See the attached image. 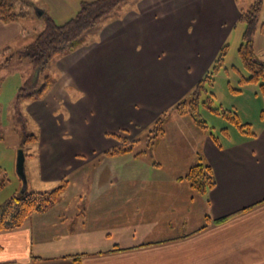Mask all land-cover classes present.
Returning a JSON list of instances; mask_svg holds the SVG:
<instances>
[{
  "label": "crops",
  "instance_id": "1",
  "mask_svg": "<svg viewBox=\"0 0 264 264\" xmlns=\"http://www.w3.org/2000/svg\"><path fill=\"white\" fill-rule=\"evenodd\" d=\"M42 2L49 13L62 0ZM238 17L236 0H136L56 59L55 82L25 109L39 127L37 181L66 183L50 208L0 231V264H264L262 99L245 122L254 135L177 113L149 152L105 154L111 135L141 134L194 87ZM27 33L0 20V50ZM203 44L211 57L195 70ZM198 158L216 181L203 195L180 179ZM28 179L5 197L35 191Z\"/></svg>",
  "mask_w": 264,
  "mask_h": 264
},
{
  "label": "trees",
  "instance_id": "2",
  "mask_svg": "<svg viewBox=\"0 0 264 264\" xmlns=\"http://www.w3.org/2000/svg\"><path fill=\"white\" fill-rule=\"evenodd\" d=\"M126 0H88L81 1L76 14L65 22L58 24L50 16H47L45 26L36 35L33 42L24 46V54L30 60L32 72L24 83L18 88L17 102L32 101L42 98L49 88L55 82V78L50 74V65L57 58L70 53L87 44L89 33L97 29L101 18L108 17L122 2ZM239 3V0H236ZM29 2L27 0H0V20L10 22L21 19L28 14ZM261 10V0H254L248 7L239 8L238 22L244 24L242 41L238 47V55L245 67L248 76H241L240 83H255L262 97L263 105L259 112V118L264 120V62L257 58L254 46L253 36L257 29L258 18ZM116 16V15H115ZM98 23V24H97ZM264 28V25L262 26ZM228 44L225 42L219 49L211 67L205 72L203 77L194 85L190 99L183 98L179 100L171 110L180 115L187 116L191 122L199 129H209L206 121L199 112L200 94L206 90V86H211L214 76L222 66L227 52ZM9 48L0 51V67L5 65L11 53ZM8 54H7V53ZM18 52V51H17ZM41 77V83L40 81ZM40 83V85H39ZM212 92L207 96V100L202 101L211 112L223 116L239 131L248 135H254L251 132L248 123H242L238 120L237 113L231 110H223L212 107L209 101L212 99ZM168 113H162L154 122V128L158 129L154 139L146 143L142 149L136 150L137 140L126 141L119 134H113L120 143L111 150L105 152L106 155H118L125 153L142 154L149 152L158 139L165 133V124ZM225 129V128H224ZM223 132H226L223 131ZM211 133V131H210ZM213 138V136H212ZM214 140V138H213ZM35 142L37 136L33 134L24 135L23 142ZM122 143V144H121ZM184 180L195 194L203 195L214 188L215 176L210 164L202 158L190 165L184 175L180 177ZM66 181L50 190L30 191L22 194H13L0 203V231L18 228L33 213L43 212L50 208L56 201L65 186ZM208 202V201H207ZM228 217H221L213 220L215 223H221ZM210 218L206 215V220ZM79 257L73 258L78 264Z\"/></svg>",
  "mask_w": 264,
  "mask_h": 264
},
{
  "label": "rangeland",
  "instance_id": "3",
  "mask_svg": "<svg viewBox=\"0 0 264 264\" xmlns=\"http://www.w3.org/2000/svg\"><path fill=\"white\" fill-rule=\"evenodd\" d=\"M27 1L29 2L28 14L27 16L21 18V20L26 21L28 33L25 37H23V39H21L20 42H16L11 45L8 51L11 53V57L5 65H2L0 67V203L7 198L5 197V193L13 192L18 188L16 187V181H19L21 179L16 169V159L19 150L23 151L25 157L23 162V175L25 177V184L27 183V179L29 178V186H34L35 191H43L47 189H53L63 181V179H61L58 182H51L46 184L37 181L38 178L36 176V158L38 155L37 141L39 127L27 114V111L25 109V103L27 101L17 102L16 96L18 88L24 83V81L30 76L32 72L30 60L28 56L22 52L24 51V46L29 45L33 42L36 35L45 26L47 16H50L56 23L61 24L76 14L81 1L84 0H62L61 4L52 5L49 13L46 7H42L44 6L42 0ZM134 1L136 0H126L125 2H122L112 13L107 15L108 17L101 18V20L98 22L99 24L97 23V26L100 27L104 25L107 22L106 20H108L109 18L112 19L121 16ZM253 1L254 0H239V3H237L239 8H246ZM62 5H65L66 7L63 9H59ZM37 6H39V8ZM40 11H42V14L39 13ZM41 20L44 21L43 27H39V21ZM263 25L264 0H261V10L258 18L257 29L253 36V46L257 58L264 62ZM243 31L244 24H241L238 21L235 25H233V27H231L230 33H227V39L225 41L227 42L228 47L223 60V64L215 74L213 84L211 86H206V90H204L200 94L201 96L199 98V101H201V103L199 104V112L208 125V131H211L215 135H221L220 133L225 130L227 131V129H229V131H235L234 129L237 128L234 127L223 116L215 114V112H211L207 108V106L202 103V101L207 100V96H209L211 92L213 96L209 101V104L212 107L236 112L238 120L242 123L250 121L254 122L258 118V113H252L253 108H255L257 103L260 102V99H262L257 84L246 83L242 85L240 83L241 76H248V73L238 55V47L242 41ZM202 47V50H198V59L191 57V60L195 61L192 64L195 70L200 69L196 60H201L199 61V65L203 66L211 57L210 55H207V53H205L207 51L205 49L209 48L210 46L203 44ZM2 50L3 49H1L0 51ZM215 54L217 55V53ZM214 58L211 59L209 67L208 65H206L205 69L207 67L208 69L211 67L212 63L214 62ZM207 70L205 72H207ZM49 71L52 77H55V73H58L56 69L54 70L53 64L50 65ZM41 80L42 79L40 77V83ZM196 83H194L193 85H195ZM192 89L187 91L185 95H183V97H181L179 100L183 98L189 100L191 97L190 93ZM165 112L168 113V121L167 119L166 121H173V123H170V126L176 125L177 123H175L173 117L177 114V112L171 109ZM173 129L175 131L176 127H173ZM173 129H170V131H172ZM141 132V134L135 137L131 135L135 132L129 133L126 130H119L117 131V134L125 138L127 142L132 139L137 140L135 146L136 150H138L139 148H143L146 143H150L154 139L155 134L158 132V129L154 128V126L151 125L149 128L144 131L142 130ZM29 134L37 136V141H35L36 143L29 141L25 143L23 142L24 135ZM33 171L35 172L34 175ZM30 176L33 179L32 181L30 180ZM20 190L17 192H20ZM27 190L29 191L31 189Z\"/></svg>",
  "mask_w": 264,
  "mask_h": 264
},
{
  "label": "water",
  "instance_id": "4",
  "mask_svg": "<svg viewBox=\"0 0 264 264\" xmlns=\"http://www.w3.org/2000/svg\"><path fill=\"white\" fill-rule=\"evenodd\" d=\"M41 13V11L39 12ZM24 153L22 150H19L18 152V156L16 159V169H17V173L19 174L22 182L25 184V177L23 175V162H24Z\"/></svg>",
  "mask_w": 264,
  "mask_h": 264
}]
</instances>
